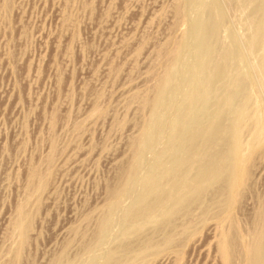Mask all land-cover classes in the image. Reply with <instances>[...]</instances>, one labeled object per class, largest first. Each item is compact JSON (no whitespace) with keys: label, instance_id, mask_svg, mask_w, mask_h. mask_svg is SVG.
I'll return each mask as SVG.
<instances>
[{"label":"rangeland","instance_id":"374dc122","mask_svg":"<svg viewBox=\"0 0 264 264\" xmlns=\"http://www.w3.org/2000/svg\"><path fill=\"white\" fill-rule=\"evenodd\" d=\"M243 1L0 0V264H248L254 228L264 221V83L257 67L264 63V1ZM212 19L214 57L229 52L234 59L218 81V66L197 55L206 49L197 31ZM170 39L178 46L175 66L151 113L131 96L153 100L154 80L164 74L154 67ZM200 86L205 98L190 106ZM145 127L150 132L133 160L131 143ZM192 137L195 153L185 147ZM232 140L243 161L229 185ZM217 150L225 168L194 184L184 204L166 200L145 219L143 195L152 181L169 187L180 176L172 170L183 165L184 177L170 188L193 183ZM35 168L46 178L41 190L29 179ZM29 184L37 192L28 193ZM20 208L29 228L24 240L14 226ZM225 230L235 245L228 260L219 250Z\"/></svg>","mask_w":264,"mask_h":264},{"label":"bare ground","instance_id":"6f19581e","mask_svg":"<svg viewBox=\"0 0 264 264\" xmlns=\"http://www.w3.org/2000/svg\"><path fill=\"white\" fill-rule=\"evenodd\" d=\"M245 1V0H244ZM243 1V2H244ZM264 1V0H263ZM246 2H247V0H246ZM263 4H262V13L264 14V2H262ZM247 4H249V3H247ZM203 6V5H202ZM179 8H177V10H176V15H177V17L176 18H178V20H181V17H182V14H181V11H180V8L182 7L181 5H179L178 6ZM184 11V10H183ZM253 12H254V9H253ZM255 12H256V10H255ZM261 12V11H260ZM259 13V12H258ZM185 16V15H184ZM259 16H260V14H259ZM262 16H264V15H262ZM261 16V17H262ZM212 17H214V16H212ZM260 17V18H261ZM259 18V17H258ZM221 19V18H220ZM262 19V18H261ZM66 21H68V22H71V19H65ZM213 20H215V19H212V20H209V21H207V22H205V23H201V25H200V27H199V31H197L198 33H197V38H198V40L201 42V43H204L205 44V46L204 47H206V49H201V50H199L198 51V57H199V61L200 62H202V63H208V64H214L215 63V66H218V68L215 70V72L212 74V76H213V78L216 80V79H219L221 76H223V73H225V69H224V67H222V66H226V63L227 64H229V63H232L233 61H234V59L231 57V53H229V52H227V53H225L224 51V54H222V55H219L218 56V58H216V57H214V50H213V48L211 49V46L213 47V38H214V36H215V34H214V32H215V27H214V25L216 26V28H217V22L216 21H213ZM254 21H256V20H254ZM263 21H264V19L261 21L262 22V24L261 25H263ZM65 22V21H64ZM180 22V21H179ZM221 22H223L222 20H221ZM220 22V23H221ZM251 22V21H250ZM182 24V23H181ZM219 24V23H218ZM258 25V22H257V24L255 25V26H257ZM176 26V25H175ZM180 26V25H179ZM220 26V25H219ZM259 26V25H258ZM261 27V26H260ZM263 27H264V25L262 26V30H264L263 29ZM249 29H250V27H249ZM258 30H260V29H258ZM256 31V30H255ZM261 32V31H260ZM263 33H264V31H263ZM260 37V36H259ZM264 38V37H263ZM172 39V38H171ZM169 40V42L167 43V44H165V47H163L164 49H162L163 51H162V53H161V55L160 56H158L159 58H158V62H157V64L155 65V67L154 68H163L162 70H164V74L162 75V76H160V77H158V78H155V83L153 84V87H152V89L155 91V95H153L154 94V92L153 91H151V92H153V94H152V97L153 96H155V97H153V100H151V101H149V98H147V95H146V93L145 92H143V93H145V94H140V93H136V94H133L132 96H131V101H134V100H139L140 102H141V106H149V109H150V111H151V113H154V111H156V110H158V109H156L159 105H160V103L162 102V98H163V96H164V93H165V88H166V85H167V83H168V77H169V72H170V69L173 67V65L175 64V56H176V51H177V48H178V46H177V44L173 41L172 42V40ZM261 39V38H260ZM259 39V40H260ZM264 40V39H263ZM256 41V40H255ZM257 41H258V39H257ZM262 42V41H261ZM179 43V42H178ZM255 44L257 43V42H254ZM258 43H260V42H258ZM254 44V45H255ZM262 44V43H261ZM256 46H257V44H256ZM256 46H254L255 48L254 49H256L257 47ZM261 46V45H260ZM262 47V46H261ZM264 48V47H263ZM263 48H262V50H263ZM219 50V49H218ZM225 51H228V50H225ZM264 51V50H263ZM217 52V51H216ZM221 54V53H220ZM235 54V53H234ZM236 54H237V52H236ZM178 55V54H177ZM262 55H264V54H262ZM179 56V55H178ZM177 57V56H176ZM262 57H264V56H262ZM215 58H216V60H215ZM233 59V61L231 62V60ZM218 60V61H217ZM222 61V62H221ZM264 61V60H263ZM155 62V61H154ZM177 62H178V60H177ZM217 62H221L220 64L219 63H217ZM261 62H259V64H260ZM175 66V65H174ZM220 66V67H219ZM227 67V66H226ZM257 67H258V70H259V76L261 77V79H262V81H263V83H264V63L262 62V64H260V65H258L257 64ZM174 69V68H173ZM257 69V68H256ZM157 70V69H156ZM152 71V70H151ZM172 71V73H173V70H171ZM171 73V74H172ZM187 73H189V71L187 70ZM193 73V72H192ZM208 74V73H207ZM192 75H194V73L192 74ZM209 75V74H208ZM195 76V75H194ZM192 78V77H191ZM190 78V79H191ZM153 79V78H152ZM193 79L195 80L196 78L195 77H193ZM197 80H198V78H197ZM197 80H195V81H197ZM194 81V82H195ZM216 81H218V80H216ZM151 82V81H150ZM192 82H193V80H192ZM191 82V83H192ZM190 83V82H189ZM235 83H237V80L235 81ZM255 83V82H254ZM253 83V84H254ZM252 84V85H253ZM261 84V83H260ZM192 85V84H191ZM237 86L239 85V84H236ZM251 85V86H252ZM257 85V84H256ZM262 85V84H261ZM193 86V85H192ZM212 86V85H211ZM148 88V87H147ZM200 88H201V86H200ZM204 89V91H206L205 90V87H202L200 90H198L197 91V88H196V93L193 95V96H191V98L189 99V100H187L188 101V103L187 104H189L190 106L193 104V102L195 101V100H197V98L199 99V98H205V93L202 91ZM263 89V88H262ZM150 90H151V88H150ZM148 92V91H147ZM150 93V92H149ZM151 94V93H150ZM166 94V93H165ZM203 98V99H204ZM228 103H230L231 102V100L230 101H227ZM227 102L224 104L225 106H227ZM137 104V103H136ZM189 105H187L188 107H189ZM194 105V104H193ZM230 105V104H229ZM140 106V105H139ZM222 107H224V106H222ZM96 108H97V106H96ZM98 109V108H97ZM97 109H96V112H97ZM220 109H221V107H220ZM99 110V109H98ZM222 110V109H221ZM254 110H256V108L254 109ZM231 111V110H230ZM241 112V111H240ZM99 113V112H98ZM259 113V112H258ZM254 115V114H253ZM237 116V115H236ZM240 115H238V117H239ZM183 117V116H182ZM184 118V117H183ZM186 119V118H185ZM241 119H242V117H241ZM260 121H262V120H260ZM255 122H256V120H255ZM263 122V121H262ZM237 123V122H236ZM261 123V122H260ZM260 123H258V121H257V125L258 126H260V127H263V125H262V123L260 124ZM186 124V123H185ZM234 126V125H233ZM147 127V126H146ZM146 127L144 128V129H142L143 131L141 132V134H140V137H137L138 139H136L135 141H133V143H131L132 144V148H133V145L136 147V150H135V148L133 149V150H135V152L133 153L134 155H132L133 156V160H135V158L137 157V153H139V150H138V152H137V149H139V146H140V143H141V140H143V138L145 137V134L147 133V136H148V132H150L149 130L150 129H146ZM234 129V128H233ZM237 129V128H236ZM236 129H235V131H236ZM254 129H256V128H254ZM147 130H148V132H147ZM201 130V129H200ZM145 131V132H144ZM205 131V130H204ZM204 131H203V133H204ZM238 131H240V129L238 130ZM196 132V131H195ZM199 132V131H198ZM233 132V131H232ZM201 133V132H200ZM200 133L199 134H197V135H200ZM260 133V132H259ZM193 136L194 135H196V133L195 134H192ZM191 135V136H192ZM206 135V134H205ZM217 135V134H216ZM235 135H236V132H235ZM204 135L202 134V137H203ZM213 136V135H212ZM143 137V138H142ZM200 137L201 136H199V138L198 137H196V139H198V140H201L200 139ZM208 137L209 136H207V138H206V140H208ZM214 137V136H213ZM212 138V137H211ZM210 138V139H211ZM214 138H216V137H214ZM214 138H212V139H214ZM239 138V137H238ZM205 139V138H204ZM219 139V137L218 138H216V140L214 139V145L217 143L216 141ZM227 139H229V138H227ZM233 139V138H232ZM144 140H145V138H144ZM237 140V139H236ZM236 140H235V142H234V140H232L231 141V143H230V147L231 148H233V143H234V148H233V155H232V152H230L231 153V158H232V156H233V161L234 162H231L230 160V162L231 163H233V167H231L230 169H231V173H229V185H230V183L231 184H233L234 182H236L237 181V179H238V169H239V167H240V163L243 161L241 158H240V155H239V152H238V143L236 142ZM194 141H196L197 142V140H195V137H192L190 140L188 139V141H187V143H188V145L187 146H185L186 148H188V149H190V151H196V149H193L194 148V145L196 144V142L194 143ZM210 141H212V140H210ZM216 142V143H215ZM143 143H144V141H143ZM200 143V142H199ZM218 144V143H217ZM216 144V145H217ZM220 144V143H219ZM144 145V144H143ZM210 146H211V144H209ZM214 145H212L211 146V149H212V147L214 146ZM215 145V146H216ZM226 145V144H225ZM236 145V146H235ZM227 146V145H226ZM210 148V147H209ZM214 148V147H213ZM219 148V147H218ZM187 149V150H188ZM206 149V148H205ZM215 149H217L216 147H215ZM241 149V148H240ZM52 150V149H51ZM213 150V149H212ZM231 150V149H230ZM53 151V150H52ZM214 151V150H213ZM55 152V151H54ZM188 152H189V150H188ZM187 152V153H188ZM217 152H218V154H217ZM217 152H213V154L209 157V158H207L206 159V161L204 162V161H202V160H204L205 159V157L203 156V158L204 159H201V157L202 156H200V158L199 159H197L196 157H199L197 154V156L195 157L196 159V161H201L202 163H203V168H202V166H201V170L202 171H200L199 170V172L197 173V176H194L195 178H194V180H193V183H190V182H187L186 184H185V182H183L182 184H181V182H180V185H178V186H176V188L174 187V188H172L173 186H172V184L174 183V181L177 179V180H179L178 178L180 177V176H182L183 175V177H184V174H183V169H184V166L183 165H179L178 167H175L173 170H172V172H178V174L180 175L178 178L176 177V176H178L177 174H176V176H175V174L173 175V173H172V175L171 176H175L174 178V180L172 179V177L170 178V179H172L173 180V183H172V180H171V183L172 184H169L170 186H172L171 188H170V186L169 185H167V186H169V187H164V185L165 184H167L166 182H162V178L160 179V178H157L156 180H154V181H152V184L149 186V184H148V188L145 190V195H143L144 197H142V198H144V200L146 199V197H147V201H146V204H144V207H142V208H144V211L146 210L147 212V214H146V216H145V219H148L149 220V218L155 213V211H156V209L159 207V206H161L162 204H164V202H167L168 200L170 201V200H172V205L177 201V203H176V205L179 203V204H184L183 202L185 201V200H187V199H189L188 198V194L189 193H192L193 191V187H196V186H193L194 184H196V183H206L208 180L210 181V177H215V175L217 174V168H225L224 166H223V164H224V162H225V156H224V158L222 157L223 156V154L221 155L220 154V151H218L217 150ZM192 153V152H191ZM195 153V152H194ZM193 153V154H194ZM52 154L53 153H51L50 154V156H49V159L47 160V161H49V163L50 162H52V159L54 158L53 156H52ZM200 154V153H199ZM191 155V154H190ZM195 155V154H194ZM220 155V156H219ZM189 156V155H188ZM187 156V157H188ZM184 159V158H183ZM227 159V158H226ZM188 160V159H187ZM186 160V161H187ZM194 160V159H193ZM194 160V161H195ZM134 162V161H133ZM188 162V161H187ZM191 162V161H190ZM48 163V164H49ZM184 163H186V162H184ZM51 164V163H50ZM49 164V165H50ZM132 164V163H131ZM179 164V163H178ZM193 164H195V163H193ZM199 164V165H200ZM228 164V163H227ZM230 164V163H229ZM130 165V164H129ZM232 165V164H231ZM131 166V165H130ZM186 166H188V165H186ZM236 167H237V169H236ZM187 168V167H186ZM36 169V168H35ZM31 169V172H30V177H29V179H31V183H33V181H36L37 182V185H36V183H35V185H36V187H35V185L33 186V187H31L33 184H31V186H30V184H29V188H30V190H29V188H28V193H31V192H33L34 190H32L34 187L35 188H37L36 190H38V189H40L41 190V188L46 184L45 182V179H44V177H42V174L40 175V173L38 172V170L36 169ZM125 170V169H124ZM127 171V173H128V171H129V168H128V170H126ZM132 171V170H131ZM175 172V173H176ZM185 172V171H184ZM171 173V172H170ZM128 174H130V171H129V173ZM128 174H125V175H128ZM163 174V173H162ZM182 174V175H181ZM215 174V175H214ZM47 175V174H46ZM48 175H49V173H48ZM124 175V176H125ZM131 175V174H130ZM186 175V174H185ZM46 177V176H45ZM127 177V176H126ZM167 177V176H166ZM187 177V176H186ZM190 178V177H189ZM122 179V178H121ZM151 179V178H150ZM153 179V178H152ZM212 179V178H211ZM215 179V178H214ZM219 179V178H218ZM125 180V179H124ZM129 180V179H128ZM176 180V181H177ZM175 181V182H176ZM121 182V181H120ZM125 182V181H124ZM170 182V181H169ZM168 182V183H169ZM29 183V182H28ZM164 183V184H163ZM208 183V182H207ZM119 184V183H118ZM122 184V183H121ZM124 184V183H123ZM237 184V183H236ZM174 185V184H173ZM126 186V185H125ZM146 186V185H145ZM200 186V185H199ZM162 187H163V189H167V190H161L162 189ZM201 187V186H200ZM200 187H198V189L200 188ZM207 187V186H206ZM120 189V188H119ZM123 189V188H122ZM202 189V188H201ZM32 190V191H31ZM35 190V192H37ZM158 190H161L160 192H162L161 194H159V196H158V194H156V192L158 193ZM196 190V189H195ZM31 191V192H30ZM192 191V192H191ZM34 192V193H35ZM159 192V193H160ZM113 194H112V196L113 197H116V196H118L119 197V190H115V191H113L112 192ZM193 194V193H192ZM191 194V195H192ZM31 195V194H30ZM28 196H29V194H28ZM31 197V196H30ZM231 198V197H230ZM116 200H117V198H116ZM167 200V201H166ZM115 201V200H114ZM142 201H143V199H142ZM188 202V201H187ZM187 202H185V203H187ZM190 202V201H189ZM230 202V201H229ZM228 202V204H230ZM232 201H231V205H232ZM111 205V204H110ZM143 205V204H142ZM175 204H174V206H176ZM226 205H227V203H226ZM174 206H172V207H174ZM182 206V205H181ZM112 207V206H111ZM171 207V209L170 210H172V209H174V208H172ZM177 207V206H176ZM231 206L229 205V208H230ZM180 208V207H179ZM226 208H228V205L226 206ZM24 209V208H23ZM159 209V208H158ZM163 209H164V207H163ZM169 209L167 210V211H169ZM174 210H176V209H174ZM173 210V211H174ZM164 212V211H163ZM170 212V211H169ZM108 213H110L109 211H108ZM166 213V212H165ZM160 214V213H159ZM168 213H166L165 215H167ZM225 214V213H224ZM262 214V213H261ZM260 213L258 214V219H261L262 220V218H263V220H264V217L261 215ZM223 215V214H222ZM230 215V214H229ZM161 216V215H160ZM149 217V218H148ZM228 217V216H227ZM227 217H225V218H227ZM152 218V217H151ZM141 220H144V219H141ZM232 221V220H231ZM235 221V220H234ZM258 221H260V220H258ZM28 221H27V217H26V215L23 213V211H22V209L20 208L19 209V212H18V219L17 220H15V227H16V230H19V232H20V236L21 235H23V233L25 232V230L27 231V228H28V223H27ZM224 222V221H223ZM261 223V225H263V222L262 221H260ZM229 223V222H228ZM256 223H257V221L255 222V225H256ZM142 225V224H141ZM261 225H259V223H258V226H260L259 228H258V226H257V228H256V226H255V230H256V232H254V229H253V232H254V234L252 235V241L251 242H253L252 244H253V247H250V249H252V251L249 249V250H247L246 252L249 254V251H251V253L248 255L247 253V257H248V264H261V260H260V263H257V260H258V262H259V258L260 259H262V257L264 256L263 255V253H264V225L261 227ZM103 226V225H102ZM233 226V225H232ZM234 227V226H233ZM29 229V228H28ZM102 229V227L100 228V230ZM237 229V228H236ZM259 229V230H258ZM99 231V230H98ZM226 232L224 233V231H222L221 232V234H220V236H219V250H220V253H221V255H222V257L225 259V260H228V258L230 257V253L232 254V252L231 251H233L234 250V246H233V243L231 242V240L232 239H234V238H231L230 237V235L229 234H227V230H225ZM252 233V232H251ZM25 234V233H24ZM26 235V234H25ZM25 235H23V236H25ZM100 235V234H99ZM23 236H21V238H23ZM231 238V239H230ZM23 240H24V238H23ZM22 240V241H23ZM167 240V239H166ZM21 241V242H22ZM168 241V240H167ZM233 241V240H232ZM251 244V245H252ZM232 248H233V250H232ZM235 251V250H234ZM233 251V252H234ZM229 256V257H228Z\"/></svg>","mask_w":264,"mask_h":264}]
</instances>
